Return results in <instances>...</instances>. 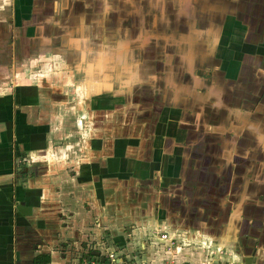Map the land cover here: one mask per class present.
<instances>
[{"label": "rangeland", "instance_id": "374dc122", "mask_svg": "<svg viewBox=\"0 0 264 264\" xmlns=\"http://www.w3.org/2000/svg\"><path fill=\"white\" fill-rule=\"evenodd\" d=\"M56 1L0 0L10 200L73 260L240 264L231 225L263 252L264 0Z\"/></svg>", "mask_w": 264, "mask_h": 264}, {"label": "crops", "instance_id": "0c3cea01", "mask_svg": "<svg viewBox=\"0 0 264 264\" xmlns=\"http://www.w3.org/2000/svg\"><path fill=\"white\" fill-rule=\"evenodd\" d=\"M29 1L37 2V3H40V2L50 3L51 1H55V0H19V2H29ZM63 2L68 3L69 1L68 0H59V1L57 0L56 1V8H57L56 15L60 18L61 22H65L67 18L72 17L71 11L69 12L67 9L68 7H65V8L62 7ZM37 13H38V10H32V16L36 17ZM34 28H40V27L36 26ZM52 32L54 33L52 34L54 36L56 34H62L64 32L68 33L71 36L74 35L73 28L70 27L69 25L54 26V28H51V33ZM71 84L74 87L76 86V83H74V81H72ZM106 87L109 88V86H106ZM23 89L24 88H22V90ZM79 89L81 90L82 86H80ZM24 95H27L26 91ZM164 152L167 153L168 151L167 150L165 151V148H163V153ZM36 161L38 162L39 159ZM7 190L8 189L4 187H0V264H22V263L23 264H34V258L39 255H47L49 257V261L43 264H79V262L82 261L83 259L81 257L82 252H81V256L79 255L76 258V260L75 259L73 260L70 258L71 256L63 257L57 251H55L54 247L52 248L50 246L52 242L48 245L47 242L51 240V236H50L51 232L49 231V227L54 226V230H55L56 229L55 227L57 226L52 225L54 224L53 222L52 224L50 223L51 225H48V227L46 228L45 227L46 220H44L43 217L47 216L46 214H48L49 212L48 207L53 206L52 203H45V202L41 203V201H39L37 204L39 205V207H37V209L33 208V210L36 212H31L32 207H30L31 209L29 208V204H30L29 198L31 199L32 195H37L35 192H31L29 190L24 195V192H25L24 191L22 192L23 193L22 197H19L16 201H11L10 200L11 196H9L10 190L9 191ZM27 204H28V208L25 207V205ZM33 214H36L37 217H39L40 219H37L36 217H34L36 215H33ZM15 215L17 217L16 219H15ZM27 216L28 218H31V221H29L28 218L26 221L25 217ZM11 217L14 220V222L12 221ZM51 219H53L52 221H54L55 215H51ZM202 223L203 222H197V225L201 226ZM216 226L221 228L218 224ZM224 229L227 230L226 231L227 233L225 234L226 236L225 239L222 238L221 241L222 240L223 242H228V240L229 241L230 240L239 241L242 243V246H244V250H246L245 251L246 253H244L243 255L245 258L242 260L240 264H245V263L246 264H264V251L261 252V251L253 250L252 252L253 245L248 246L249 245L248 240L244 238H239L238 235L233 237V233H232L234 232L233 225L227 226ZM164 231L165 230H162L163 233ZM209 231L210 233L208 234L212 235L213 233L212 230L210 229L208 230V232ZM218 232L219 234L223 236L224 232H221V231H218ZM258 243L260 244V248H263L262 250H264V237H262ZM185 255L188 256L187 254ZM161 260L162 258L159 259L158 261L163 262ZM157 262L148 260L144 263L151 264V263H157ZM179 263L187 264L185 262H179ZM207 263H209V261L205 262V264Z\"/></svg>", "mask_w": 264, "mask_h": 264}, {"label": "built area", "instance_id": "2783aa9c", "mask_svg": "<svg viewBox=\"0 0 264 264\" xmlns=\"http://www.w3.org/2000/svg\"><path fill=\"white\" fill-rule=\"evenodd\" d=\"M159 237L163 241H166L167 240V235L165 233L160 234ZM126 261L127 262H122V260H121L119 264H136L133 260H129L128 259ZM99 262H101V260L82 259L81 264H99ZM141 264H150V263H141ZM151 264H168V263L160 262V263H151ZM207 264H222V263H220V262H209Z\"/></svg>", "mask_w": 264, "mask_h": 264}, {"label": "trees", "instance_id": "16d2710c", "mask_svg": "<svg viewBox=\"0 0 264 264\" xmlns=\"http://www.w3.org/2000/svg\"><path fill=\"white\" fill-rule=\"evenodd\" d=\"M81 257L83 258L84 255H82ZM48 261H49V257L47 255H39L34 258V264H43V263H47Z\"/></svg>", "mask_w": 264, "mask_h": 264}]
</instances>
